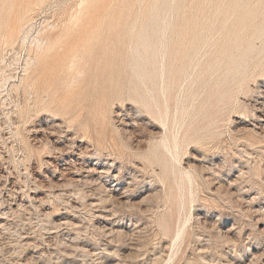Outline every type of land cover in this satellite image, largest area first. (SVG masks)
<instances>
[{
    "label": "rangeland",
    "instance_id": "obj_1",
    "mask_svg": "<svg viewBox=\"0 0 264 264\" xmlns=\"http://www.w3.org/2000/svg\"><path fill=\"white\" fill-rule=\"evenodd\" d=\"M81 1L0 0V264H264V0Z\"/></svg>",
    "mask_w": 264,
    "mask_h": 264
},
{
    "label": "bare ground",
    "instance_id": "obj_2",
    "mask_svg": "<svg viewBox=\"0 0 264 264\" xmlns=\"http://www.w3.org/2000/svg\"><path fill=\"white\" fill-rule=\"evenodd\" d=\"M85 1L84 0L81 1L80 7H82L83 5L85 6L86 4H88V3L84 4ZM79 21H80V19L78 20V22ZM36 24H37V22H36ZM36 24H35V17H30L26 13H25V15L20 14L17 17V22H16V24L13 27V31H12L13 35H12L11 41H10V45L12 47L15 46L16 42L18 41V39L21 40L22 45H25L27 43L29 45V59L27 58V61H26V64H25V68H24V72H25L26 75L28 74L29 70L34 65L33 63H31L33 60L30 57V54L32 52H35V54H36V57H35L36 59H34V60H36V62H37V64L36 63L35 64L38 65L40 63V61H42L43 58H46V59L50 58V56L55 53V50L57 51V48L61 47V45H62V38H63L62 35L61 36H57V37L56 36L55 37L54 36L53 37L52 36H48L49 30L42 28V26L40 28L36 29ZM15 35L17 36L16 40H15ZM173 42L176 45L177 44H179V45L185 44L184 43V38H181V37H178L177 39H174ZM146 72H147L148 75L151 74V71H146ZM11 78L12 77L5 78V79H3V81L7 82ZM161 80H164V77ZM151 82H152V84H155V79L153 77L151 79ZM163 144H164V142H163Z\"/></svg>",
    "mask_w": 264,
    "mask_h": 264
}]
</instances>
